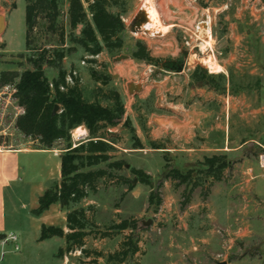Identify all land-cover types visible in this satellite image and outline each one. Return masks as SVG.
<instances>
[{
    "label": "rangeland",
    "instance_id": "obj_1",
    "mask_svg": "<svg viewBox=\"0 0 264 264\" xmlns=\"http://www.w3.org/2000/svg\"><path fill=\"white\" fill-rule=\"evenodd\" d=\"M67 8L66 3L53 26L45 14L37 16L27 50L26 0H0V16L7 13L8 21L4 33L0 30V67L22 72L32 66L29 56L72 46L69 35L78 34L80 27L72 29ZM124 8H112L122 12L126 26L122 48L93 57L75 46L60 66L45 64L50 79L60 68L76 71L87 100L112 105L105 96L114 90L124 103V117L110 130L116 135L112 154L125 162L117 173L130 182L101 180L98 191L81 206H93L89 214L102 225L125 218L136 221L134 233L142 251L125 264H264V0H126ZM145 25L169 30L153 35L144 31ZM209 29L213 51L224 67L221 72L211 73L199 61L212 52L203 50L197 39L207 37ZM137 41L146 45L152 60L132 56ZM92 58L96 61H89ZM3 86L0 105L6 113L0 145L40 147L16 126L22 111L6 101L8 94L1 95ZM71 135L73 144L78 143L73 129ZM66 146L65 140H58L46 149L61 153ZM215 153H226L232 167L223 180L195 189L191 202L184 204L189 187H175L166 178L168 169L203 168L204 158ZM133 168L142 169L151 184L141 182ZM152 190L161 198L159 204L156 199L149 202ZM12 201L8 194V214ZM22 226L23 235L12 231L17 242L3 245L4 264H62L58 251L65 239L38 244L34 224L23 221ZM131 231L112 238L88 236L86 248L93 254L72 252L66 262L109 264L94 251L116 250Z\"/></svg>",
    "mask_w": 264,
    "mask_h": 264
},
{
    "label": "trees",
    "instance_id": "obj_2",
    "mask_svg": "<svg viewBox=\"0 0 264 264\" xmlns=\"http://www.w3.org/2000/svg\"><path fill=\"white\" fill-rule=\"evenodd\" d=\"M66 3L70 26L74 30L80 27L78 34L72 31L69 35L72 46L54 49L49 55L48 50H43L37 56H29L32 66L22 72L17 69L2 70L0 85L15 86L13 96L24 108V112L17 118L16 126L25 136L37 141L41 148H52L58 140L67 142L66 150L61 154V180L39 197V204L32 212L39 216L52 204L59 203L67 209L68 231L60 226L43 224L39 239L64 237L66 245L59 249L60 257L72 252H80L90 257L93 252L86 248L88 236L112 238L117 232L132 229L116 250L107 254L99 250L94 251L96 258L105 257L109 264H125L142 251L140 237L135 238L136 221L131 223L130 219L125 218L102 225L89 214L93 206L86 208L80 205L91 192L98 191L101 180L112 183L130 182L125 176L117 173L124 168L125 162L112 154L116 149V135L110 130V127L118 125L124 117V103L119 93L114 90H110L105 96L112 101V105L87 100L80 87L78 75L60 68L58 76L51 80L46 74L45 64L60 66L63 58L74 50L75 46H81L86 54L93 57L104 50L111 52L122 48L124 40L121 34L126 26L121 11H125L126 0H26L27 50H30V34L37 16L40 13L45 14L53 26ZM113 7H121L122 10L115 12ZM132 56L140 60H152L142 41L136 42ZM89 61L96 60L92 58ZM68 74L72 77V84L67 82ZM91 74L95 79H100L93 70ZM56 104H59L60 108L54 112ZM80 125L86 126L88 136L81 138L74 146L71 130ZM202 165L203 168L187 170L171 167L166 173V178L170 179L175 187H189L184 204L191 201L192 194L198 187L212 186L215 182L223 180L233 161L226 153H215L206 156ZM132 170L141 182L151 184L150 177L142 169ZM132 187L130 184L129 188ZM155 199L158 204L161 202V198L152 190L149 202L153 204ZM0 237L4 238L5 235Z\"/></svg>",
    "mask_w": 264,
    "mask_h": 264
},
{
    "label": "crops",
    "instance_id": "obj_3",
    "mask_svg": "<svg viewBox=\"0 0 264 264\" xmlns=\"http://www.w3.org/2000/svg\"><path fill=\"white\" fill-rule=\"evenodd\" d=\"M5 15L4 18L0 16V30L2 33H4L8 23L7 13ZM2 70L6 69L0 67V73ZM78 127H84L86 132L77 139L87 137L88 130L86 126L80 125ZM73 145L76 146L77 143ZM65 150L66 148L59 153L41 147L6 149L0 145V236L7 235L8 231L12 232L13 230H18L23 235L26 230V227L22 226L23 221L34 224V238L38 244L46 240L39 239L43 224L60 226L68 231L67 209L59 203L52 204L49 209L39 216L34 215L32 212L39 204V197L49 187L60 182L61 154ZM8 194L13 200L9 214L7 209ZM8 215L11 224L8 223ZM60 238L65 239L64 237ZM3 245L0 237V264H4L6 260ZM65 245L66 241L62 247H65ZM27 256L30 257L31 253H28ZM61 258L62 264H67V255Z\"/></svg>",
    "mask_w": 264,
    "mask_h": 264
},
{
    "label": "bare ground",
    "instance_id": "obj_4",
    "mask_svg": "<svg viewBox=\"0 0 264 264\" xmlns=\"http://www.w3.org/2000/svg\"><path fill=\"white\" fill-rule=\"evenodd\" d=\"M209 15V14H208ZM208 18V16H207ZM209 23H211V18H208ZM144 31H146V33L149 34H153V35H164L169 28H161V29H153L151 27H148V25H145L144 27ZM197 39H201L202 43L200 42V44L202 45V49L206 50V49H211L212 52H210L207 56L200 58L199 61L206 66V68H208L210 70L211 73L214 72H221L222 70H224L223 65L221 64V62L217 59V56L215 54V52L213 51V47H214V36H213V32L211 29H209V33L207 37H200L198 36ZM192 61L196 62L197 58L195 59V57H191ZM190 59V58H189ZM191 63V62H190ZM86 132V129L84 127H76L73 129V133L76 137H79L80 135L84 134Z\"/></svg>",
    "mask_w": 264,
    "mask_h": 264
},
{
    "label": "built area",
    "instance_id": "obj_5",
    "mask_svg": "<svg viewBox=\"0 0 264 264\" xmlns=\"http://www.w3.org/2000/svg\"><path fill=\"white\" fill-rule=\"evenodd\" d=\"M73 74L77 75L76 71H73ZM67 82L70 83V84L73 83V80H72V77H71L70 74H68V76H67ZM62 88L64 89V87H62ZM14 91H15V86L13 84H6V85L3 86L1 95L2 94L3 95H7L8 94V100H6V101L7 102H15L17 105H19L18 102H17V99L13 96ZM20 109L22 111L21 113H23L24 112V108L22 106H20ZM5 113H6L5 107H2L0 105V123H1V120L5 116ZM8 240H12L13 242H17L18 235L15 234L14 232H10L9 234L5 235L4 238H2V243L5 244ZM15 249L16 250L20 249V246H19L18 243L15 244Z\"/></svg>",
    "mask_w": 264,
    "mask_h": 264
},
{
    "label": "water",
    "instance_id": "obj_6",
    "mask_svg": "<svg viewBox=\"0 0 264 264\" xmlns=\"http://www.w3.org/2000/svg\"><path fill=\"white\" fill-rule=\"evenodd\" d=\"M136 20H137V24H138L137 29L140 30L139 26L141 25V22H142V17L140 16V12H138V14L136 15ZM0 27H1V25H0ZM59 108H60L59 104H56L54 107V112H57L59 110ZM135 181H136V179H135ZM218 264H227V262L222 261V262H218Z\"/></svg>",
    "mask_w": 264,
    "mask_h": 264
}]
</instances>
